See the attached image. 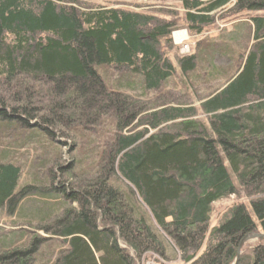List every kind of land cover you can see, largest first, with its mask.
I'll return each mask as SVG.
<instances>
[{
  "label": "trees",
  "instance_id": "16d2710c",
  "mask_svg": "<svg viewBox=\"0 0 264 264\" xmlns=\"http://www.w3.org/2000/svg\"><path fill=\"white\" fill-rule=\"evenodd\" d=\"M228 16V40L175 57L186 79L202 70L198 106L174 97L171 34ZM5 130L0 264H234L249 235L236 264H264V0H0Z\"/></svg>",
  "mask_w": 264,
  "mask_h": 264
},
{
  "label": "rangeland",
  "instance_id": "374dc122",
  "mask_svg": "<svg viewBox=\"0 0 264 264\" xmlns=\"http://www.w3.org/2000/svg\"><path fill=\"white\" fill-rule=\"evenodd\" d=\"M202 1L207 2L209 0H202ZM127 4L128 3H124L119 6H122L128 10H132L134 8L133 5H127ZM107 6L108 7L113 6V3L108 2ZM225 21L227 23H223L222 21H217L215 26L206 28L205 31L200 36H190L189 34H187L189 36V40H188V46L190 47L189 55L193 53V49L198 41L205 40L208 42H212V40L215 41L216 39H220V38L223 39L224 41L228 40L229 36L227 37V35H230L232 32V25L234 23V20L232 19V16H228L225 19ZM160 42L163 43V39H161ZM165 53L168 59L170 60V62L172 63L174 71H175V76L169 82L166 83L165 90L172 93L174 97L180 98L181 101L186 100L190 102L193 106L197 107L198 104L196 102L195 95L197 93L196 90L199 89L200 85H202V79H204L202 70L199 69L196 73H194L193 75H190L189 79H186L181 74L175 62V57L183 56V55L180 54V52L178 51L176 47L172 50H166ZM224 63H226V61H225V58H222V57H217L214 62L216 67L218 66L224 67L225 66ZM100 72L103 76V79L106 81L108 86L111 88L122 90L123 92H126L137 98H144V97L150 98L156 94L154 92L144 93L143 88L141 86V81L137 77L129 76L125 74L124 72L115 71L110 68H105V69L102 68L100 69ZM11 135H15V132H11L9 130H5V132L3 131L0 132V147L6 144V142L9 140V137ZM69 146H70V143H67L66 146L64 147L62 146L63 154H65L64 157L66 161H69V157L66 156L64 149L69 148ZM230 178L235 184V187L238 189V186L233 180V177L231 174H230ZM233 198L234 197L230 198V200H232ZM227 201L216 203L214 205L215 211L218 210L221 212L223 209L222 207L225 205H228ZM250 216L252 217L251 214ZM256 226L258 227L257 223H256ZM8 231L12 232V230H10L9 228V220L5 217V214L2 212L0 214V240H3L4 238L3 235L5 234L8 240L15 237L14 235L7 233ZM257 238H258L257 236L255 237V236L249 235V237L247 236V238L244 240L241 246H253L256 243ZM44 246L45 247L41 249L43 259L48 260L54 254L53 252L55 250L56 244L47 243ZM177 261H172L169 264H177L178 263ZM161 262H163L164 264H167L165 261H161ZM158 263L159 262H156L155 260H153V258H151L150 260L145 261L143 263H139V264H158Z\"/></svg>",
  "mask_w": 264,
  "mask_h": 264
},
{
  "label": "built area",
  "instance_id": "2783aa9c",
  "mask_svg": "<svg viewBox=\"0 0 264 264\" xmlns=\"http://www.w3.org/2000/svg\"><path fill=\"white\" fill-rule=\"evenodd\" d=\"M185 40H186V37H183V36L177 38V41H179V43L175 39V43L177 42V44L182 47L181 53H187L188 52V46L184 44Z\"/></svg>",
  "mask_w": 264,
  "mask_h": 264
},
{
  "label": "water",
  "instance_id": "95a60500",
  "mask_svg": "<svg viewBox=\"0 0 264 264\" xmlns=\"http://www.w3.org/2000/svg\"><path fill=\"white\" fill-rule=\"evenodd\" d=\"M251 236H254V235H251ZM264 236V235H263ZM249 237V236H248ZM256 237V236H255ZM258 237V236H257ZM247 238V237H246ZM245 238V239H246ZM244 239V240H245ZM244 240L241 242V244H240V247H241V245H242V243L244 242ZM240 247H239V249H238V251H237V256H236V261H235V263L234 264H236V262H237V260H238V257L240 256Z\"/></svg>",
  "mask_w": 264,
  "mask_h": 264
},
{
  "label": "bare ground",
  "instance_id": "6f19581e",
  "mask_svg": "<svg viewBox=\"0 0 264 264\" xmlns=\"http://www.w3.org/2000/svg\"><path fill=\"white\" fill-rule=\"evenodd\" d=\"M177 41V40H176ZM179 43V41H177ZM177 42L175 44H177Z\"/></svg>",
  "mask_w": 264,
  "mask_h": 264
}]
</instances>
